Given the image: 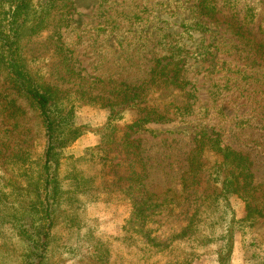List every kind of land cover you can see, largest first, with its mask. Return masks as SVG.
Returning <instances> with one entry per match:
<instances>
[{
    "label": "rangeland",
    "instance_id": "1",
    "mask_svg": "<svg viewBox=\"0 0 264 264\" xmlns=\"http://www.w3.org/2000/svg\"><path fill=\"white\" fill-rule=\"evenodd\" d=\"M235 1L244 8L240 16L249 8V19L254 15L255 27L261 24L264 31V0ZM195 3L69 0L45 28L21 42L23 64L59 101L74 107L71 122L81 132L60 157L62 185L77 198L56 208L46 264H219L221 241L198 239L191 247L193 241L180 233L208 186L209 167L222 157L208 151V170L178 201L171 194L181 196V184L166 171L178 169L180 161L183 165L196 133L210 129L224 144L247 153L256 182H264V58L253 40L199 15ZM220 5L233 10L226 0ZM172 71L179 78L161 94ZM144 79H153L148 106L166 112L168 119L131 133L141 113L132 104L133 92L113 91L121 82L137 86ZM127 142L141 145L150 170L144 179L148 189L163 193L140 205L145 219L133 216L141 200L135 178L145 165ZM47 144L35 103L0 65V264H26L33 250L30 235L17 222L41 224L31 190L38 185ZM231 202L243 218L245 202L237 197ZM249 226L236 229L225 264H264V216ZM143 229L148 239L139 234ZM213 229L216 236L224 232L219 224L206 226L208 238Z\"/></svg>",
    "mask_w": 264,
    "mask_h": 264
},
{
    "label": "trees",
    "instance_id": "2",
    "mask_svg": "<svg viewBox=\"0 0 264 264\" xmlns=\"http://www.w3.org/2000/svg\"><path fill=\"white\" fill-rule=\"evenodd\" d=\"M68 1L39 0L36 3L35 0H0V65L9 68V73L12 75L17 89L35 103L44 119L48 139L44 162L37 178L38 185L36 189L31 190L34 191V196L31 198L33 200L32 206L38 212L36 216L39 215L41 224L27 226L23 222H17L19 223V230L23 234L30 235L29 239L33 248L31 253L26 256L28 259L26 264L47 263V253L50 252L49 241L56 208L64 201L74 202L77 198L75 190L64 188L62 185V178L58 174V166L62 150L78 139L81 132L74 125V122H71L74 107L69 106L68 102L59 101L53 92L46 89L42 82L32 76L21 60L19 47H21V42L25 38L45 28L54 17L56 10L62 9L63 11ZM226 1L230 3L233 9L231 12H225L226 6H221L220 0H196L194 6L197 8L196 12L199 15L210 20L223 21L241 36L253 40L256 51L264 58V31L262 25L259 24L255 27L254 15H251L249 19V8L243 18V16H240L239 11L244 8H239L236 4L237 1ZM5 2L7 4H4ZM162 68H165V65L160 70ZM166 75L168 76L166 78L167 85L161 90V94L165 89L175 84L176 79L179 78L176 71L168 72ZM122 83L113 93L128 95L130 93L126 94V89L130 88V91L133 92L132 104L138 107L141 112L130 125L131 133L137 132L149 122L168 119L166 112L159 110L158 107L148 106L151 99L147 90L150 89L153 79L150 81L144 79L137 86ZM162 97H159L160 100ZM182 108L187 109V106H182ZM62 134L65 135L63 138L61 137ZM193 141L194 145L186 152L184 157V164L180 165V161L178 169L171 168L170 171H166V175H173L179 179L181 184V196L177 192L171 194L174 201H178L185 193L189 194V190L194 189L200 183L202 174L208 170L205 166V156L208 151L212 150L216 155H220L222 159L221 162L216 161L213 166L209 167L208 186L202 196L198 198L197 208L180 234L194 242L191 243V247H197L195 241L198 239H200V242L221 241L219 242L221 243L220 249L217 251L218 261L219 264H225L226 260L229 261L232 255V252L228 249L229 247L226 248V246L233 243L238 226L248 223L249 227H252L264 216V206H261V199L264 196V182H256L252 158L247 153L224 144L220 135L214 130L209 129L196 133ZM127 144L129 152L134 149L139 164L143 163L145 165L143 170L137 172L135 178L139 193H141L139 198L141 200L137 203V208L135 206L133 215L138 216L139 213L141 219H145L147 215L143 211L146 208H142L140 205L152 200L153 197L162 196L163 193L158 195L149 190L144 181L150 174V170L146 167L141 145L134 146L130 142H127ZM130 147H132V150H130ZM173 156L178 161L180 160V154L177 152ZM75 184L73 183L74 186ZM172 190L174 189L171 187L166 192H172ZM234 197L241 198L246 204L247 213L243 218L236 216V211L231 202ZM2 203V200H0V205ZM32 206L30 205V207ZM218 224L224 229V232L216 236L217 229H213L208 238L204 228L206 226L214 227ZM139 234L143 238L147 237L148 239L149 237L144 229ZM195 255L194 253L192 257H195Z\"/></svg>",
    "mask_w": 264,
    "mask_h": 264
}]
</instances>
